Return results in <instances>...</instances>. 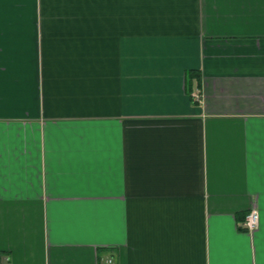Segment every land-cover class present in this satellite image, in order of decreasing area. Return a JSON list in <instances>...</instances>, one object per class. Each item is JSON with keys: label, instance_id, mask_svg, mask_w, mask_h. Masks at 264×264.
<instances>
[{"label": "crops", "instance_id": "0c3cea01", "mask_svg": "<svg viewBox=\"0 0 264 264\" xmlns=\"http://www.w3.org/2000/svg\"><path fill=\"white\" fill-rule=\"evenodd\" d=\"M108 260L264 264V0H0V264Z\"/></svg>", "mask_w": 264, "mask_h": 264}, {"label": "built area", "instance_id": "2783aa9c", "mask_svg": "<svg viewBox=\"0 0 264 264\" xmlns=\"http://www.w3.org/2000/svg\"><path fill=\"white\" fill-rule=\"evenodd\" d=\"M258 222V216L255 211H252L249 214H246L243 220V227L248 230L252 231L256 228ZM104 264H111V261L108 260L104 262Z\"/></svg>", "mask_w": 264, "mask_h": 264}]
</instances>
